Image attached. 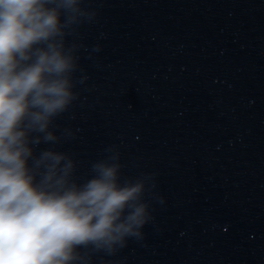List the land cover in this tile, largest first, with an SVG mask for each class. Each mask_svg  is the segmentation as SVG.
<instances>
[{"label":"clouds","instance_id":"obj_1","mask_svg":"<svg viewBox=\"0 0 264 264\" xmlns=\"http://www.w3.org/2000/svg\"><path fill=\"white\" fill-rule=\"evenodd\" d=\"M82 2L0 0V264H81L79 249L110 254L151 219L141 202L149 178L122 183L118 152L83 183L67 153L35 154L60 140L53 121L77 98L65 30L89 17Z\"/></svg>","mask_w":264,"mask_h":264}]
</instances>
